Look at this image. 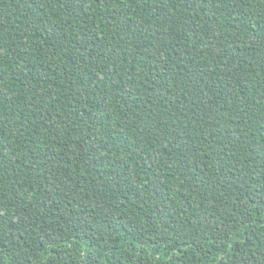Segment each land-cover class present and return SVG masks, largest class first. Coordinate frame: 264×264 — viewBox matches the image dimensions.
I'll return each instance as SVG.
<instances>
[{
	"label": "trees",
	"instance_id": "1",
	"mask_svg": "<svg viewBox=\"0 0 264 264\" xmlns=\"http://www.w3.org/2000/svg\"><path fill=\"white\" fill-rule=\"evenodd\" d=\"M0 264H264V0H0Z\"/></svg>",
	"mask_w": 264,
	"mask_h": 264
}]
</instances>
